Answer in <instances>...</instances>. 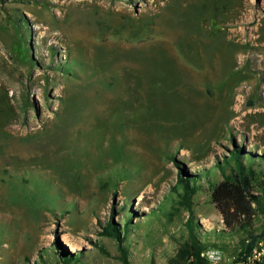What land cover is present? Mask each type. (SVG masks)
<instances>
[{
	"label": "rangeland",
	"instance_id": "rangeland-1",
	"mask_svg": "<svg viewBox=\"0 0 264 264\" xmlns=\"http://www.w3.org/2000/svg\"><path fill=\"white\" fill-rule=\"evenodd\" d=\"M234 151L264 177V0H0V264H186L190 224L258 230L210 198Z\"/></svg>",
	"mask_w": 264,
	"mask_h": 264
},
{
	"label": "trees",
	"instance_id": "trees-1",
	"mask_svg": "<svg viewBox=\"0 0 264 264\" xmlns=\"http://www.w3.org/2000/svg\"><path fill=\"white\" fill-rule=\"evenodd\" d=\"M239 151H234L235 165L229 174L222 173V179L216 183L211 184L210 198L215 206L220 211L223 221L227 225L238 223L239 226L248 224L253 216L255 206L264 212V179L263 175L255 173L251 165H245L238 155ZM264 159V157H263ZM224 172V171H223ZM264 178V177H263ZM179 184L183 188L182 194L189 196L197 186L190 183L187 177H180ZM260 187L261 189H257ZM192 214L190 211V220ZM120 229L110 222L105 228V233L115 236L118 240L122 239L120 236ZM189 238L193 247V254L198 255L200 249L205 245L195 236L192 224L189 225ZM121 259L125 264H128L126 251L121 247ZM183 251L177 253L181 256ZM64 263L67 264L72 258L73 253L63 252ZM174 258H170L167 264H173Z\"/></svg>",
	"mask_w": 264,
	"mask_h": 264
},
{
	"label": "built area",
	"instance_id": "built-area-1",
	"mask_svg": "<svg viewBox=\"0 0 264 264\" xmlns=\"http://www.w3.org/2000/svg\"><path fill=\"white\" fill-rule=\"evenodd\" d=\"M186 264H264V222L258 230L229 238L224 245L204 246Z\"/></svg>",
	"mask_w": 264,
	"mask_h": 264
}]
</instances>
